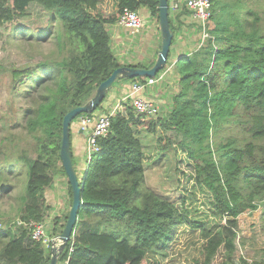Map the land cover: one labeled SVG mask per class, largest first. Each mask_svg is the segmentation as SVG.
<instances>
[{"label": "trees", "instance_id": "trees-1", "mask_svg": "<svg viewBox=\"0 0 264 264\" xmlns=\"http://www.w3.org/2000/svg\"><path fill=\"white\" fill-rule=\"evenodd\" d=\"M99 1L0 0V28L10 26L7 37L18 34L33 39L37 47L51 41L56 46V53L38 51L41 58L34 66L10 70L14 95L21 93L19 86L29 84L23 93L20 128L30 142L27 149L15 150L12 127L6 124L13 150L0 153V193L13 190L10 176L18 175L20 166L25 182L19 219L25 223L44 221L45 191L53 175L65 177L71 205L70 185L59 158L62 119L86 103L98 84L121 66L111 49L107 25L124 8L137 12L144 8L151 17H158V0H115L117 13L108 17L97 11ZM259 1L209 0L208 37L176 61L178 89L166 114L138 115L124 103L111 116L108 132L96 141L98 151L86 162L72 250L68 241L57 263L141 264L147 256L166 258L175 234L186 227L205 239L194 264H210L221 245L225 256L219 264H234L225 242L234 241L236 233L229 230L236 226L237 217L260 208L264 230V20L256 9ZM31 4L48 15L47 25L35 33L19 23ZM182 10L191 15L187 8ZM193 23L199 34V22ZM82 115L86 114L78 117ZM236 118L244 135L214 143L216 130ZM156 128L181 137L178 145L192 161L193 185L205 194L208 216L217 221L214 232L190 217L192 211L184 205L187 197L182 196L177 206L145 186L138 133H153ZM67 214L60 219V229ZM92 216L103 230L89 226ZM222 220L229 229H219ZM4 225L0 254L5 264H49L41 243L29 240L32 227ZM240 264L247 263L242 259Z\"/></svg>", "mask_w": 264, "mask_h": 264}, {"label": "rangeland", "instance_id": "rangeland-1", "mask_svg": "<svg viewBox=\"0 0 264 264\" xmlns=\"http://www.w3.org/2000/svg\"><path fill=\"white\" fill-rule=\"evenodd\" d=\"M255 4L256 9H259L264 20V0H260ZM111 12V16H115L117 9L115 8ZM47 18L48 15L45 11L38 5L31 4L28 8L27 17L21 19L19 23L32 29L35 33L41 27L47 25ZM193 20L198 21L194 18ZM9 30L10 26L8 25L6 28H0V32L2 33V38L0 39V153L5 150L7 152L13 150L12 145L8 142L9 134L5 128L6 124L12 127L9 130L15 136V150L20 148L27 149L30 142V137L22 133L20 128V124L23 123L20 109L24 106L26 101L23 97V93L26 90L25 87L27 88L29 84L28 81H26L25 85L19 86L18 90L21 91V93L14 95L10 88V70L34 66L41 58L38 55V51H42L43 54H47L48 51L56 53V46L52 41L50 43L40 44V47H37L38 44L34 42L33 39L29 40V38L24 37L19 38L18 34H15L13 38L10 39L7 37ZM200 30L201 29H199V40H201ZM142 36L143 33H135L130 35V39L132 41H139ZM199 43L200 42H197L195 49ZM174 87L177 89L175 83L170 84V91H172ZM118 95L121 96L122 93ZM116 102L117 100L114 101V104ZM100 108L101 107L98 109ZM97 110H95V113ZM163 114L164 112H160L159 109L157 117ZM77 119L78 118H75L71 125L76 124ZM238 119L239 118L231 120L229 123H225L218 128L212 136V141L218 143L225 141V139L230 136L242 137V135H244L243 131H241L240 126L236 123ZM138 135L141 139L143 150L145 186L162 198L171 200L177 206H179L182 196L187 197L184 205L190 208V212L192 211L190 217L196 221H201L205 224V229L214 232L217 229V221L208 216L206 205L207 198L205 194L200 192L198 187H194L193 185L192 161L187 158L186 152L181 150L178 145L181 137L174 134L172 131L165 133L159 128H156L153 133L143 130L138 133ZM165 144H167L166 149L162 150L161 148ZM29 155L31 157L34 156L31 153ZM72 160L73 163L76 164L75 157H72ZM18 169L20 171L19 174L16 176L12 174L9 180L11 184L14 185L13 190L7 194L0 193L1 224L5 223L14 226L15 221L19 219V208L22 203L21 196L23 195L25 175L20 166ZM84 173L85 170H76V176L79 182L82 180ZM189 175L191 177H189ZM45 195L47 207H43V224L45 227L46 239L49 240L52 236L60 233L61 229L58 227L61 222L60 219L63 218L64 214L70 209L69 193L65 177L63 175H53L52 184L46 189ZM88 223L92 228L103 230V226L98 225L93 216L90 217ZM218 224L220 225L219 229L223 227L226 229V226H228L225 224L224 220L219 221ZM54 227L56 228L54 229ZM225 229H223L224 233L226 232ZM229 232L236 233L234 241L229 242V244L227 241L225 242L226 250L232 252L231 255L234 264H240L242 259L246 261L247 264L264 263V230L261 227L260 208L240 214L237 217L236 226L230 229ZM204 241V237L197 230L189 231L188 228L182 227L170 242L168 256L166 258L147 256L142 260L141 264H194V259L199 257L200 249H202L201 247ZM41 245L50 258V245L48 247L45 243ZM224 256L225 249L224 246L221 245L210 264H219L220 261L224 259ZM0 264H5V260L1 254Z\"/></svg>", "mask_w": 264, "mask_h": 264}, {"label": "crops", "instance_id": "crops-1", "mask_svg": "<svg viewBox=\"0 0 264 264\" xmlns=\"http://www.w3.org/2000/svg\"><path fill=\"white\" fill-rule=\"evenodd\" d=\"M176 1L183 2L184 0H167L168 6ZM115 8V0H100L97 11L102 13L103 16L108 17ZM169 13H171L169 16L172 21L173 32L166 65L162 70V72L165 71V75L162 79L157 80L142 92L145 98L158 104L160 112L163 111L164 114L169 111L171 98L177 93L178 89L179 74L175 70L176 61L180 57L188 55L196 50L195 47L199 36L193 23L194 20L190 14H185L183 10H178L176 12L169 11ZM138 14L142 20V26L139 32H131L123 29L116 24V21L107 25V31L110 37L111 49L115 55L116 61L121 66L141 64L148 68L153 65L160 49V28L158 21L151 17L146 9H140ZM135 33H143L139 41H132L130 39V35ZM174 83L177 85V89L174 87V89L170 91V84ZM130 84L131 81L126 79L115 81L112 87L107 91L101 103V108L98 109L95 114L108 112L120 102L121 98L128 92ZM119 93H122V95L119 96ZM115 100H117V102L114 104ZM89 130L90 128L80 125L77 121L76 124H72V128L70 129L71 161L75 173L77 169L86 170L85 146ZM72 157H75L76 164L73 163Z\"/></svg>", "mask_w": 264, "mask_h": 264}, {"label": "built area", "instance_id": "built-area-1", "mask_svg": "<svg viewBox=\"0 0 264 264\" xmlns=\"http://www.w3.org/2000/svg\"><path fill=\"white\" fill-rule=\"evenodd\" d=\"M183 7L187 8L194 19L198 20L200 24V37L201 40L196 49H198L203 41L208 37L206 33V25L209 23L210 18V2L209 0H184L183 2H172L168 6V13L169 11L176 12L178 10H182ZM116 24L123 29L129 30L131 32H139L142 26V20L137 11H131L127 8H124L121 13L118 14L116 19ZM164 72H159L156 78H145L144 80H135L131 82L128 92L121 98L120 102H118L114 107H112L108 112L101 113V114H93V115H82L78 117L77 122L82 125L90 128L86 137V157L85 161H89L94 153L98 151L97 147V139L99 137H103L108 132V128L110 125V118L113 114L121 108L122 104L127 103L131 105L134 112L138 115H145L148 117L157 118L159 113V106L155 102L150 99L145 98L142 95V92L151 84L160 80L164 77ZM17 226H26L32 227L31 231L29 232V240L33 242H40L45 243L48 247L50 245L51 248L58 247V237L56 234L52 236L51 239H46L45 227L43 222L41 223H25L21 219H17L15 221ZM5 225L0 223V229L3 228ZM5 228V227H4ZM74 233L75 230L71 232L69 243H70V251L73 247L74 241ZM59 253L57 252V257ZM57 264H67L66 261L57 263Z\"/></svg>", "mask_w": 264, "mask_h": 264}, {"label": "water", "instance_id": "water-1", "mask_svg": "<svg viewBox=\"0 0 264 264\" xmlns=\"http://www.w3.org/2000/svg\"><path fill=\"white\" fill-rule=\"evenodd\" d=\"M158 25L160 28L161 43L156 59L149 68L118 66L114 68L110 75L98 84L91 98L83 105L77 106L69 110L62 119V137L59 147V158L64 169L67 181L70 185L72 200L70 209L67 214L66 221L57 235L59 243L58 247H52L50 250L49 264H57V252L60 253L70 239L76 220L77 211L81 205L80 190L82 188V180L79 182L74 171L71 161L70 150V128L72 121L81 113L90 114L94 112L105 98L107 91L112 87L115 81L121 79H132L137 77L152 78L158 72L164 69L168 58L169 48L172 41V32L170 30L168 19V3L167 0H158Z\"/></svg>", "mask_w": 264, "mask_h": 264}, {"label": "clouds", "instance_id": "clouds-1", "mask_svg": "<svg viewBox=\"0 0 264 264\" xmlns=\"http://www.w3.org/2000/svg\"><path fill=\"white\" fill-rule=\"evenodd\" d=\"M165 68V67H164ZM162 71V70H161ZM78 118V117H77Z\"/></svg>", "mask_w": 264, "mask_h": 264}]
</instances>
